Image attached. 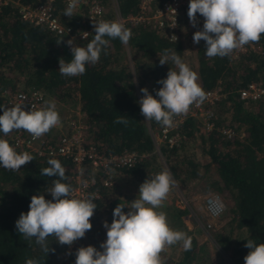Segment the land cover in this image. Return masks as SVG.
Returning <instances> with one entry per match:
<instances>
[{
	"label": "trees",
	"instance_id": "trees-1",
	"mask_svg": "<svg viewBox=\"0 0 264 264\" xmlns=\"http://www.w3.org/2000/svg\"><path fill=\"white\" fill-rule=\"evenodd\" d=\"M41 1L44 0L0 2V90L35 87L48 98L76 106L77 117L84 124L87 144L103 154L117 153L123 149L140 154L131 166L117 169L140 184L167 168L178 187L185 189L188 182L196 180L199 175L200 162L190 147V142L198 137L201 141L199 154L207 158L201 166L205 169L208 164L212 165L216 175L206 182L207 190L219 195L227 194L230 199V203L224 205V211L228 213L224 227L215 229L213 239L228 252L234 264H245L244 257L249 252L244 246L246 240L264 243V101L240 98L238 89L250 81L264 82V34H261L258 43L245 45L244 50L236 52L235 56L229 54L223 58L207 57L203 40L193 44L197 82L203 90L218 87L216 98L207 105L212 111L213 125L205 129L199 119L187 116L178 125L181 140L177 145L168 146L160 141V159L141 114L132 70L124 59L120 40H110L107 55L102 51L95 65L86 64L83 75L62 76L58 70L59 58L63 57L67 62L72 56L66 47L65 35L55 33L43 23L23 20L18 12L20 4L34 5ZM98 1L103 7L102 19L106 21L114 20L115 11L125 17L139 10L137 0ZM162 1L151 0L150 6H158ZM51 4L60 24L73 29L86 26L83 21L84 8H75L74 16L67 17L64 15L67 6L63 0H51ZM203 21L192 26L193 30H202ZM123 24L132 32L127 45L133 55V71L138 86L147 87L159 99L156 90L162 85L157 81L166 78L170 68L178 70L171 61L169 65L161 66L159 56L164 49H172L182 58V33L178 32L175 39H169L162 29L143 21L125 20ZM94 35V28H91L86 36L76 37L75 44L86 47ZM61 38L62 42L57 44L56 41ZM150 85H155V88L150 89ZM142 95L140 91V98ZM118 116H124L129 124L114 123ZM147 122L152 131L159 130L160 124L155 120ZM219 127L227 128L229 134L223 133ZM12 132L7 136L0 132V138L6 139L11 146ZM49 132L44 135L48 136ZM13 148L21 153L17 147ZM30 154L34 159L22 165L18 171L0 166V264H25L26 258H37L41 264H75L77 248L92 245L102 250L100 244L107 238L103 222L107 220L111 224L113 209L119 203L125 204L123 210L128 211V198L105 183L106 179H110V174L88 165L84 171L91 172L98 196L94 199L97 208L90 218L92 228L83 238L69 247L49 237V247L54 248L55 252H49L46 256L34 239L25 240L17 232L15 222L21 212L29 210L33 195L43 194L45 199H52L48 191L57 177L40 175L41 169L49 167L47 161L55 158L61 162L67 177L62 182L69 185L71 176L76 172L68 156ZM185 211L183 208L177 209L171 214L173 221H181L179 216ZM180 226V231L192 238V246L190 251L182 247L172 264H198L201 247L199 245L197 248L195 238L184 225Z\"/></svg>",
	"mask_w": 264,
	"mask_h": 264
},
{
	"label": "clouds",
	"instance_id": "clouds-1",
	"mask_svg": "<svg viewBox=\"0 0 264 264\" xmlns=\"http://www.w3.org/2000/svg\"><path fill=\"white\" fill-rule=\"evenodd\" d=\"M77 0H70L64 15L74 16ZM197 13L203 18L202 30L193 34V43L205 42L207 57H225L234 50L250 43H258L264 34V0H190L188 17L190 23L197 25ZM94 37L84 46H77L73 39L67 40L71 49V59L59 58V73L65 77L81 76L86 71V64L95 65L110 40L119 39L127 45L132 32L119 20H99L93 22ZM63 38L56 41L61 43ZM171 61L176 69H169L166 78L157 81L161 84L156 90L157 99L147 87L140 89L143 93L138 103L145 120H155L162 126H172L173 117L186 114L191 105L201 103L206 94L200 86L198 76L186 64L177 51L164 49L159 56V63L169 65ZM22 103L13 106L0 105V132L7 136L13 130H25L33 139L39 138L60 123V116L54 101H45L40 108L31 107L25 110ZM114 123L127 126L129 121L124 116L115 118ZM28 153H17L10 143L0 138V166L6 170L18 171L22 165L32 161ZM49 167L40 170L41 176L57 177L48 192L52 199H45L43 194L31 197L29 210L21 212L15 222L17 232L25 240L40 246L47 256L50 249L48 238L54 237L60 245L71 247L75 241L91 230L90 218L97 208L95 194L77 198L72 194L65 168L58 159L50 158ZM174 183L171 171L163 169L145 181L139 187V196L125 204L119 203L113 209V219L107 229L106 240L101 242L100 249L92 245L81 246L75 252V264H163L160 253L166 246L182 242L183 249L190 251L192 238L186 233L173 230L167 223L166 213L157 211ZM244 245L249 252L244 257L245 264H264V243L247 239ZM25 264H41L37 258H26Z\"/></svg>",
	"mask_w": 264,
	"mask_h": 264
},
{
	"label": "built area",
	"instance_id": "built-area-1",
	"mask_svg": "<svg viewBox=\"0 0 264 264\" xmlns=\"http://www.w3.org/2000/svg\"><path fill=\"white\" fill-rule=\"evenodd\" d=\"M5 0H0L4 2ZM65 6H68L70 0H63ZM139 10L136 14H127L121 16L115 11L114 20H119L124 23L125 20L143 21L153 27L162 29L169 39H175L180 31L182 24L185 22L189 26L188 7L190 0H163L158 6H150L151 0H137ZM75 8H84L83 21L84 27L73 29L70 26H64L58 22L54 13L51 0H44L34 5L20 4L18 12L23 20L33 23H43L55 33L65 35V42L76 37L86 36L89 29L94 28L93 22L102 19L103 7L98 0H77ZM204 18L197 13V23H200ZM66 47L71 51L70 46ZM245 48H239L233 52L243 51ZM263 81H250L245 86L238 89L240 98L260 99L264 101V85ZM162 87V86H161ZM150 89L155 88V85H150ZM218 87L204 90L206 98L201 103H194L190 106L186 114H181L173 117L172 126H162L158 131H152L154 148L157 149L160 141L166 142L168 146L177 145L181 140V135L178 132V125L187 116H192L199 119L205 129L213 125L211 119L212 111L207 106L217 96ZM2 105L13 106L17 103H22L25 110H30L31 107L40 108L44 106V102L48 101L47 95L35 87L26 89L17 88L9 90L3 88L0 90ZM78 112L76 111V114ZM3 114V111H2ZM78 115H67L64 117L63 123L60 126H55L51 129L48 136H41L33 139L32 135L27 131L13 130L12 146L17 147L21 153L35 152L36 154L48 155H65L70 157L76 169L75 174L71 176V188L73 196L84 198L89 194L98 196V190L94 186V178L91 172H85L86 165L94 169H101L103 172L110 174L112 170L126 168L136 162L139 155L134 150L123 149L117 153L103 154L98 152L91 144H87L84 136V124L79 121ZM223 133L229 134V130L225 127H219ZM105 183L112 185L111 179H106ZM203 209L207 216L216 217L223 210V203L218 193L210 191L203 197ZM127 212V211H125ZM205 227H209V222H204Z\"/></svg>",
	"mask_w": 264,
	"mask_h": 264
},
{
	"label": "rangeland",
	"instance_id": "rangeland-1",
	"mask_svg": "<svg viewBox=\"0 0 264 264\" xmlns=\"http://www.w3.org/2000/svg\"><path fill=\"white\" fill-rule=\"evenodd\" d=\"M180 33H182L183 41H184V55L181 58L186 64L190 66V68L195 71V54H194V43H193V34L194 30L192 26H189L185 22L181 26ZM124 50V59L126 60L128 66L132 70L133 83L136 90V94L138 99H140V87L138 86L135 73L133 71V62H132V53L129 51L128 45L123 44ZM235 56V53H231ZM147 85V84H146ZM48 101H54L56 104V110L59 113V116L65 117L67 115H77L76 109L77 107L73 105H67L64 102H61L55 98H48ZM60 113H63L60 115ZM143 116V115H142ZM144 122L148 128L149 133H151V129L148 126L147 120L143 116ZM190 147L196 152V156L200 162L199 165V175L196 180H191L188 182L187 187L181 190L177 183L174 181L167 198L164 200L161 208L157 209V211H163L166 213L167 223L173 230H179L181 226L184 225L186 229L190 232V234L195 238L197 242V248L200 245V249L198 251V255L201 256L197 261L198 264H234L230 259L227 251H224L213 239V232L217 228H223L224 221L227 217V212L224 211V205L230 203V199L227 194L219 195L221 201L223 203L222 212L216 217H209L205 214L203 209V197L206 193L211 190H207L206 182H210L211 179H214L215 172L212 165L208 164L205 169L201 166L207 158L203 154H199V148L201 147V141L198 137L194 138L190 142ZM160 159V152L155 149ZM163 162V160H161ZM110 179L112 180V188L113 191L120 193L121 195L128 198L127 203H130L134 199L139 196V187L140 183L137 182L134 178L125 174L119 170H112L110 172ZM183 208L185 209V213L180 214L179 219L181 221H173L174 217L171 214L175 213L177 209ZM226 212V213H224ZM209 222L210 226L205 227L204 222ZM179 222V223H178ZM110 225V224H109ZM105 232L107 229L105 228ZM188 234V233H187ZM182 242L166 246L164 250L160 253L161 260L166 264H172L175 258L178 255L179 250L182 248Z\"/></svg>",
	"mask_w": 264,
	"mask_h": 264
},
{
	"label": "crops",
	"instance_id": "crops-1",
	"mask_svg": "<svg viewBox=\"0 0 264 264\" xmlns=\"http://www.w3.org/2000/svg\"><path fill=\"white\" fill-rule=\"evenodd\" d=\"M63 113H60V115H62ZM64 117H60V123L57 126H60L63 123Z\"/></svg>",
	"mask_w": 264,
	"mask_h": 264
}]
</instances>
